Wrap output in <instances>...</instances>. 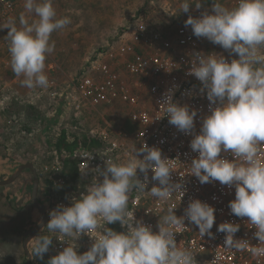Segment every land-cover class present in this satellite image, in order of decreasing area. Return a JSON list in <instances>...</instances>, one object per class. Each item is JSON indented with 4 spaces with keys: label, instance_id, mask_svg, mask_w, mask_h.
Listing matches in <instances>:
<instances>
[{
    "label": "clouds",
    "instance_id": "obj_1",
    "mask_svg": "<svg viewBox=\"0 0 264 264\" xmlns=\"http://www.w3.org/2000/svg\"><path fill=\"white\" fill-rule=\"evenodd\" d=\"M192 4L181 3L182 12L188 13ZM24 11L19 23L9 18L0 29H8L10 64L16 77H22L21 86L28 89L47 88L50 81L46 73V60L55 50L51 41L54 32L71 24L68 16L57 17L53 0H24ZM200 9V0L195 3ZM191 26L195 37H204L219 45L238 59H227L222 54L193 53L189 75L201 83V93L206 90L210 115L203 119L200 133L194 135L190 148L198 153L189 174L201 184L219 181L230 188L235 186V199L228 207L236 217H247L248 224L256 229L257 245L248 240L234 239L240 225L224 222L217 231L225 233V248L247 250L254 258L264 257V0H236L228 8L214 0L212 14L207 10L199 18L189 16L185 27ZM174 92L169 89L161 100L169 124L185 134H192L197 110L188 105L173 102ZM234 157L229 161L221 152ZM143 155V158H138ZM127 158L120 162L104 161L103 177L93 179L79 198H72L71 206L58 205L49 213L46 228L50 233L78 239L82 234L94 233V243L83 254H78L75 243L47 264H195L190 248L177 244L176 234L183 231L185 221L195 224L201 237L212 238L215 209L199 199L191 200L184 215L177 217L176 205L168 207L159 219L158 232L142 220H135L128 211L129 193L148 192L161 202L174 195L181 201L186 189L182 183H173L171 173L175 159L162 158L161 150L146 143L135 146ZM93 156L85 158L91 159ZM144 174V182L137 178V170ZM152 181L159 186L148 185V171ZM87 170L84 172L86 174ZM101 221L107 224L119 222L126 232H116L105 227L96 229ZM52 245V237H35L32 256L43 260Z\"/></svg>",
    "mask_w": 264,
    "mask_h": 264
},
{
    "label": "built area",
    "instance_id": "obj_2",
    "mask_svg": "<svg viewBox=\"0 0 264 264\" xmlns=\"http://www.w3.org/2000/svg\"><path fill=\"white\" fill-rule=\"evenodd\" d=\"M16 2L17 0H0V22L6 24L9 18H13ZM205 10L212 14L207 8L201 7L192 11V17L199 18ZM217 48L219 45H214L206 38L195 37L191 26L185 27L182 24L166 33L155 31L142 22L134 29L128 28L106 47L97 49L89 67L67 89L60 90L56 81H50L45 91L49 99L68 109L73 108L78 114L91 111L97 113L98 108L103 106L123 107L133 133L124 134L101 127L91 137L100 142L98 150H90L79 141L80 149L73 154L81 175L76 183L65 175L63 164L53 149L56 160L43 167L53 184V191H56L47 210L48 221L49 213L58 205L71 206L73 197L79 198L82 193H86V188L94 178L102 181L103 177L98 176L94 170L99 167L102 171L106 159L118 163L127 158L126 153H130L134 146L139 149L146 143L149 147L160 149L162 158L175 159L171 180L173 183H182L186 191L181 201L174 195L170 200L161 202L148 192L139 193L133 189L129 193L128 211L134 213L135 220H142L152 227L153 232H158L159 219L167 213L169 206L175 204L174 212L180 217L184 215L191 200L199 199L215 209V222L210 230L212 238L208 235L201 237L198 227L187 220L184 230L176 234L177 244L190 248L194 253L195 264H264V257L254 258L247 250L225 248L226 234L217 231L218 226L224 222L239 224L240 230L234 239L248 240L251 245L259 243L254 237L256 229L248 224V218L236 217L228 207L229 202L235 199V186L230 188L219 181L201 184L197 177L188 173L192 160L198 157V153L191 150L190 142L194 135L200 133L203 119L211 114L206 90L204 93L200 92L202 83L188 74L193 53L222 54L229 61L238 59L221 53ZM169 89L174 92V103L197 110L192 134H185L169 124L161 106L162 97ZM66 132L68 140L73 142L75 139ZM87 156L93 157L85 158ZM221 157L229 161L234 159L230 152L222 151ZM138 158L142 159L143 155ZM152 175L149 170V182L145 191L159 186L158 181H152ZM137 178L144 182V174L139 169ZM111 226L117 227V223L107 224L101 221V226L96 231L103 232L105 227ZM126 231L127 227L120 224L119 232ZM54 234L56 241L50 250L53 256L63 251L68 246L67 243H75L78 254L88 251L94 243L91 238L94 233L82 234L78 239L63 237L62 240L58 239V232Z\"/></svg>",
    "mask_w": 264,
    "mask_h": 264
},
{
    "label": "rangeland",
    "instance_id": "obj_3",
    "mask_svg": "<svg viewBox=\"0 0 264 264\" xmlns=\"http://www.w3.org/2000/svg\"><path fill=\"white\" fill-rule=\"evenodd\" d=\"M182 2L53 0L57 17L68 16L71 24L51 36L50 42L54 41L55 50L46 60L49 81H56L60 90L67 89L89 67L97 49L106 47L128 28L134 29L142 22L155 31L166 33L185 24L192 16L195 2L189 0L192 5L188 13L182 12ZM216 2L228 8L236 4V0ZM16 4L13 18L18 25L19 16L24 11V0H17ZM212 4L206 7L211 12ZM144 8L148 13L146 16L139 14ZM3 24L0 22V25ZM7 32L8 29H0V181L9 179L18 166L33 163L41 180L40 197L44 199L48 191L52 202L56 191H53V184L43 167L56 160L55 149L51 145L62 130L84 144L101 127L124 134H132L133 127L121 106H103L98 108L97 113L78 114L73 108L68 109L49 99L46 88L28 89L21 86L22 77L11 78L14 73L10 64ZM217 50L229 56L222 47L219 46ZM231 57L238 58L235 54ZM32 186L33 176L25 172L13 184L0 187V264H26L24 233L41 221L40 213L31 205ZM13 198L17 199L16 202ZM39 235L51 236L52 245L43 260L32 256V264H47L53 257L50 250L56 236L47 228ZM34 240L29 246L31 254Z\"/></svg>",
    "mask_w": 264,
    "mask_h": 264
},
{
    "label": "trees",
    "instance_id": "obj_4",
    "mask_svg": "<svg viewBox=\"0 0 264 264\" xmlns=\"http://www.w3.org/2000/svg\"><path fill=\"white\" fill-rule=\"evenodd\" d=\"M214 2V0H200L201 7L206 8L209 5H211ZM147 11L145 8L141 10L139 13L144 14L145 16ZM16 75L13 74L11 75V78H14ZM16 118V117H15ZM81 143L79 142L78 139H75L73 142L68 140L67 137V132L63 130L61 132V135L58 137L55 143H53L51 146L55 149V151L58 154L59 160L62 162L63 167H64V173L69 179L73 182L76 183L81 179V175L78 172L77 168V160L74 158L73 154L77 149H80ZM85 147L89 148L90 150H98L99 147L101 146L100 142L97 139H91L84 142ZM117 223V227L111 226L110 228L116 232H119V222ZM25 264V263H24Z\"/></svg>",
    "mask_w": 264,
    "mask_h": 264
},
{
    "label": "water",
    "instance_id": "obj_5",
    "mask_svg": "<svg viewBox=\"0 0 264 264\" xmlns=\"http://www.w3.org/2000/svg\"><path fill=\"white\" fill-rule=\"evenodd\" d=\"M25 170L31 171L33 175L34 183L31 193V199L41 215V221L37 225L29 228L24 233V238H23V250L26 256V264H32L33 257L30 252L29 246L31 242L35 239V237H37L41 232H43L46 229V225L48 222L47 210L49 207L48 205H43L38 200V195L40 190V177L38 171L33 163L22 164L16 168L15 172L11 175L9 179L0 181V187H5L13 184Z\"/></svg>",
    "mask_w": 264,
    "mask_h": 264
},
{
    "label": "flooded vegetation",
    "instance_id": "obj_6",
    "mask_svg": "<svg viewBox=\"0 0 264 264\" xmlns=\"http://www.w3.org/2000/svg\"><path fill=\"white\" fill-rule=\"evenodd\" d=\"M25 172H26V173L28 172V173H30V174L32 175L31 171H29V170H25L23 173H25ZM23 173H22V174H23ZM32 176H33V175H32ZM19 178H20V177H19ZM19 178H18V179H19ZM18 179H17V180H18ZM17 180H16V181H17ZM16 181H15V182H16ZM33 183H34V179H33ZM40 184H41V180H40ZM32 189H33V186H32ZM39 191H40V190H39ZM31 193H32V192H31ZM50 195H51V194L48 193V191H47V194L45 195V198L43 199V197H42V199H41V197H40V192H39V195H38V200H39V202L42 203L43 205H48V206H49V205H50ZM16 197H17V196H16ZM16 197H15V198H16ZM16 200H17V199H14V198H13V201L16 202ZM31 205H32V207H34V209H35L36 211H38L37 208L35 207V205H34L32 199H31ZM25 209H27V207H25ZM25 209H23V210H25ZM25 211H26V210H25Z\"/></svg>",
    "mask_w": 264,
    "mask_h": 264
},
{
    "label": "crops",
    "instance_id": "obj_7",
    "mask_svg": "<svg viewBox=\"0 0 264 264\" xmlns=\"http://www.w3.org/2000/svg\"><path fill=\"white\" fill-rule=\"evenodd\" d=\"M92 10L94 11V7L92 8ZM84 12V11H83ZM93 14H95V12H93ZM108 17H110V16H108ZM110 20H111V18H110ZM114 20V19H113ZM105 22V21H104ZM112 23H113V21H112ZM110 26V22H109V24H108V27ZM13 90L15 91V88H13Z\"/></svg>",
    "mask_w": 264,
    "mask_h": 264
}]
</instances>
